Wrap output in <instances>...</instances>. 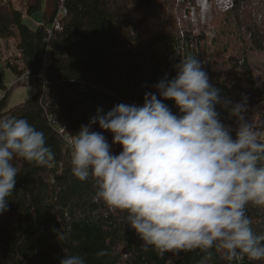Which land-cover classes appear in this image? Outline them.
Here are the masks:
<instances>
[{
  "label": "trees",
  "instance_id": "trees-1",
  "mask_svg": "<svg viewBox=\"0 0 264 264\" xmlns=\"http://www.w3.org/2000/svg\"><path fill=\"white\" fill-rule=\"evenodd\" d=\"M39 1L28 6L27 15L40 11ZM154 1L64 0L66 13L60 28L51 35L47 27L57 10L55 2L51 15H44L36 27L26 22L19 10L0 2V39L6 43L12 39L16 50V55L11 54L12 58L2 64L15 78H32L35 86L32 96L6 109L11 88L0 75V89L4 90L0 118H26L44 132L55 154L51 168L20 158L13 161L19 173L13 194L7 198L8 210L0 214V264H60L65 254L77 253L85 257L86 264H169V258L172 264H199L204 256L199 249L178 257L172 253L161 257L151 248L145 250L143 241L127 225L125 213L106 216L105 206L93 203L91 178L81 182L72 175L70 147L64 145L63 136L51 124L56 120L69 134H75L96 115L98 107L107 112L119 103L142 105L144 93H155L152 85L166 73L173 78L174 65L186 56L202 62L222 98L233 103L246 98L243 115L248 107L263 100L247 52L255 49L264 53V0H230L226 19L246 34L249 45L218 60L198 43L200 34L166 30L149 37V17L141 16V12L149 4H158ZM184 4L188 12L192 0ZM45 57L48 63L43 67ZM39 72L41 77H37ZM164 102L178 112L174 101ZM216 107L235 135L236 118L219 104ZM260 121L256 130L263 137L264 115ZM91 127L111 144L109 131L100 129L98 123ZM120 150V145H112L114 154ZM246 213L254 232L264 234V208L248 205ZM101 251L104 255H97ZM212 253L208 264H264V260L249 261L247 257L229 262L222 252L213 249Z\"/></svg>",
  "mask_w": 264,
  "mask_h": 264
},
{
  "label": "clouds",
  "instance_id": "clouds-1",
  "mask_svg": "<svg viewBox=\"0 0 264 264\" xmlns=\"http://www.w3.org/2000/svg\"><path fill=\"white\" fill-rule=\"evenodd\" d=\"M174 67L176 75L166 73L152 85L157 91L145 92L142 105L98 107L70 134L71 173L81 182L91 178L92 201L105 206L106 216L126 214L145 250L178 257L199 249V264H208L213 249L229 262L262 261L264 234L254 232L246 208H264V137L244 118L246 98H222L198 58L186 56ZM166 100L174 101L177 113ZM218 104L236 118L235 135ZM97 123L112 134L111 144L92 130ZM114 144L121 146L118 154ZM17 158L48 168L55 162L43 131L26 118H0V214L16 185ZM60 264L86 259L65 254Z\"/></svg>",
  "mask_w": 264,
  "mask_h": 264
},
{
  "label": "rangeland",
  "instance_id": "rangeland-1",
  "mask_svg": "<svg viewBox=\"0 0 264 264\" xmlns=\"http://www.w3.org/2000/svg\"><path fill=\"white\" fill-rule=\"evenodd\" d=\"M0 2L1 4H9L14 9L19 10L26 22L31 23L33 26L34 22H39L37 20L32 21L33 18L42 20L44 15L47 17L51 15L55 0H40V11L34 12L32 15H27L26 12L28 4L34 2V0H0ZM188 2L190 0H157L154 1V4H158H149L146 10L142 8L141 16L147 14L149 17V29L146 28L149 37L166 30L175 33H179L180 30H188L194 33V36L200 34L202 37L200 36L198 43L203 44L208 49L214 60H218V58L226 59L228 56L237 54L242 46L247 47L249 45L246 34L238 32L226 19L225 14L230 0H228L227 5H225L224 0H192V7L187 12L184 3ZM11 54L16 55L13 40L10 39L6 43L0 39V75L7 88H11L6 100V109L21 104L26 98L35 93L32 78L24 77L22 79V76L15 78L3 66V60L11 59ZM247 58L254 81L262 92L263 100L248 107L244 118L252 122L257 128V121L261 122L260 120L264 115V53L251 49L247 52ZM2 95H4V90L0 89V96Z\"/></svg>",
  "mask_w": 264,
  "mask_h": 264
},
{
  "label": "built area",
  "instance_id": "built-area-1",
  "mask_svg": "<svg viewBox=\"0 0 264 264\" xmlns=\"http://www.w3.org/2000/svg\"><path fill=\"white\" fill-rule=\"evenodd\" d=\"M63 1L64 0H55V2L57 4V10H56V13L54 14V16L52 17L51 24L47 27V32H48L49 35H51V33L53 31L58 30L60 28V21H61L62 17L64 16V14L66 13V11H65V9L63 7ZM41 24H42V22H34L33 23V27L39 26ZM47 63H48V60L45 57L44 60H43V67L46 66ZM37 77H41L40 72L37 75ZM23 78H24V76H22V79ZM2 96H0V98H2ZM51 124L63 136V140L65 142L64 145L67 146V147H70L66 143V139L70 136V134L67 131H65V125L64 124H60V122H57L56 120H52Z\"/></svg>",
  "mask_w": 264,
  "mask_h": 264
},
{
  "label": "crops",
  "instance_id": "crops-1",
  "mask_svg": "<svg viewBox=\"0 0 264 264\" xmlns=\"http://www.w3.org/2000/svg\"><path fill=\"white\" fill-rule=\"evenodd\" d=\"M34 3H35V0H34V2L29 3L28 5H32V4H34ZM36 20L39 21V22H42L43 19H42V20H41V19H37V18H33V19H32V21H36Z\"/></svg>",
  "mask_w": 264,
  "mask_h": 264
}]
</instances>
